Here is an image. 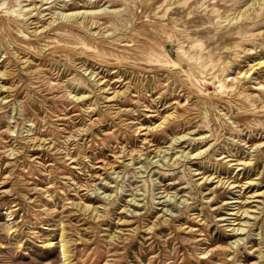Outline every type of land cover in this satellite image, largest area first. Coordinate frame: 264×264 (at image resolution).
I'll return each mask as SVG.
<instances>
[{"label": "rangeland", "instance_id": "374dc122", "mask_svg": "<svg viewBox=\"0 0 264 264\" xmlns=\"http://www.w3.org/2000/svg\"><path fill=\"white\" fill-rule=\"evenodd\" d=\"M183 1L0 0V264H264V0Z\"/></svg>", "mask_w": 264, "mask_h": 264}, {"label": "bare ground", "instance_id": "6f19581e", "mask_svg": "<svg viewBox=\"0 0 264 264\" xmlns=\"http://www.w3.org/2000/svg\"><path fill=\"white\" fill-rule=\"evenodd\" d=\"M183 3V5L185 6V5H190L189 4V1L188 0H186V1H183L182 2ZM195 7V6H194ZM6 12H8L7 10H6ZM7 14H9V13H7ZM79 14V12H71V13H67V14H65L67 17H75L76 15H78ZM19 16V15H18ZM187 37L190 39L191 37L189 36V35H187ZM168 38H171V35H168ZM175 40H176V42H178V44H177V46L175 47L176 49L174 50L175 51V53H176V59H174L173 57H172V51L171 50H168V49H165V53H166V60H165V64L166 65H168V66H171V67H174V68H185V67H183L184 66V62H187V64L190 66V69L192 70V73L191 74H195V78H196V80L198 81V73L199 74H201V75H208V74H210V75H212L213 73H209L207 70H208V65L205 63V62H203L204 61V59L202 58V56L200 55V56H198V47H199V49L200 50H203L202 49V42L200 41V40H198V37H193V38H191V42H190V49H191V51H188V50H186L185 49V47H184V44H183V42L182 41H179V38H175V39H173L172 41L173 42H175ZM249 49V48H248ZM252 50V49H251ZM249 51V50H248ZM251 52V51H250ZM243 55V54H242ZM243 59V58H242ZM246 59V58H245ZM157 61H159V60H157ZM256 62V61H255ZM259 64H261V62H259ZM210 68H213V66L211 67V65H210ZM253 69V68H252ZM251 69V70H252ZM241 71V70H240ZM5 73V72H4ZM4 73L2 72H0V75L2 76V75H4ZM243 73V72H242ZM213 77V75L211 76V78ZM204 78V77H203ZM122 83V82H121ZM131 83V82H130ZM215 83V82H214ZM260 86L261 87H264V83H261L260 84ZM219 87L222 89V88H224V85H223V83H219ZM204 88V87H203ZM219 88V89H220ZM208 93V92H207ZM239 95H242V98H244V100H249V102H251V99H249V96L247 95V94H245V93H242V92H239ZM84 96V95H83ZM107 97V96H106ZM110 99V98H109ZM108 99V100H109ZM106 100H107V98H106ZM161 102V101H160ZM242 104H244L243 102H242ZM230 105V104H229ZM253 105H254V102H253ZM257 106V105H256ZM230 109H231V107H230ZM147 115V114H146ZM224 117H225V114L223 115ZM168 119H169V115L168 116H165L164 117V119L156 126V128H158V127H162V124H164L166 121H168ZM225 119V118H224ZM148 122V121H147ZM150 122V121H149ZM149 124V123H148ZM153 128H151V130H152ZM185 135V134H184ZM182 137V136H181ZM178 138V137H177ZM37 139V138H36ZM42 139V138H41ZM173 141H174V143L176 142V138L175 139H172ZM42 141V140H41ZM173 143V144H174ZM181 143L182 142H180L179 143V147H180V145H181ZM172 144V145H173ZM201 144V143H200ZM175 145V144H174ZM209 145V144H208ZM42 148H43V146H41ZM178 147V146H177ZM209 147V146H208ZM207 147V148H208ZM215 148V147H214ZM135 150V149H134ZM207 150L208 149H201V150H199V151H197V152H195L194 154H191V156L192 155H196V156H201V155H203L204 153H206L207 152ZM249 150V149H248ZM18 152V151H17ZM16 153V152H15ZM14 153V154H15ZM11 154H13V152L11 151L10 152V156H12ZM131 155V154H130ZM9 156V157H10ZM67 156V155H66ZM237 155H234V154H227V155H224V156H221L222 158H225V159H227L228 157H230V158H228L227 159V161L230 163L231 162V166H234V169H236L237 170V172H239V173H243V170L245 169V167H247V166H250L253 162H252V158H247V159H241V158H238V157H236ZM189 158H191L190 157V155H189V152H184V149H182V151L179 153V154H176L175 155V158H174V160L171 162V165H175V164H178V162H179V160H185V159H189ZM121 159V158H120ZM185 163V162H184ZM205 165V164H204ZM110 167V166H109ZM206 167V166H205ZM210 172V171H209ZM231 173V172H230ZM196 174H202V176L201 177H199L198 179H200L201 181L200 182H198L197 183V185L198 184H201L202 183V181H204V182H208V183H212V182H217V184H216V186L218 185V184H223V185H225L226 183H227V181H222V179L221 178H218L217 180H215V181H213V179L215 178L216 179V177L217 176H210V175H207V176H205L204 174H203V172H197V173H195L194 175H196ZM235 175V174H234ZM238 178V177H237ZM241 178V177H240ZM257 178H259V177H255V179H257ZM47 179V178H46ZM255 179H251V180H248V181H246L245 183H243V184H241V185H239L240 186V189H244V190H246L247 188H249V187H251V188H253V187H255L256 185H257V182L255 181ZM187 183H189V182H187ZM232 183V184H231ZM231 185V186H230ZM216 186H215V188H216ZM230 186V188H234V187H238V183H235V180H233V181H231V182H229L228 184H227V186L226 187H229ZM234 190V189H233ZM164 191H166V190H164ZM210 192H213L211 189L209 190ZM167 195H168V193H166ZM234 194H236V193H234ZM211 196V195H210ZM258 196H261V197H263L264 196V191H258V190H255V191H253V192H251V194H249V196H248V198H250L251 200L250 201H246V202H244V203H246V205L244 204V203H242V205H240L239 204V206L238 207H230V211H229V213L227 212V214H229L231 217H227V218H221L222 220H231V223L230 224H233V225H238L237 227H232L231 228V230H233L234 231V234L235 235H240V234H245L244 232H241V231H244L245 229H244V226H249L250 224H251V222L249 221L250 219L252 220V219H255V218H257V216L254 214V213H258V211H256L257 209H259L260 207L256 204V205H253L252 204V202H261V201H259V200H257V199H255V197H258ZM169 197V196H168ZM133 199V198H132ZM132 199H130V200H132ZM224 199V198H223ZM233 199H234V197H233ZM255 199V200H254ZM169 200V199H168ZM170 200H171V198H170ZM164 202V201H163ZM233 202H238L236 199L235 200H232V201H228V202H225L227 205L229 204V203H233ZM79 203V202H78ZM168 203V202H167ZM130 204V203H129ZM134 204V203H133ZM71 205H73V204H71ZM236 205H238V204H236ZM77 206V205H76ZM75 206V207H76ZM135 206H137V204L135 205ZM77 207H80V206H77ZM242 208V209H241ZM80 209V208H79ZM81 212V211H80ZM80 215V214H79ZM216 215V214H215ZM97 217V216H96ZM229 218H231V219H229ZM119 221V220H118ZM117 221V222H118ZM154 226V225H153ZM151 227V226H150ZM240 230V232H238ZM61 231H62V229H61ZM230 231V230H229ZM60 233H62V232H60ZM64 234V233H63ZM62 235V234H61ZM80 238V237H79ZM241 236H238L234 241H233V245L231 246V247H233V246H235V248H237L239 245H240V241H241ZM61 241H62V247H63V249H62V255H63V257L66 259L67 258V254H66V248H65V242H64V238L61 236ZM225 248V247H224ZM229 248V247H228ZM62 257V258H63ZM68 259V258H67ZM63 261H64V259H63ZM68 262V261H67ZM219 263V262H218ZM217 263V264H218ZM253 264V263H252Z\"/></svg>", "mask_w": 264, "mask_h": 264}]
</instances>
